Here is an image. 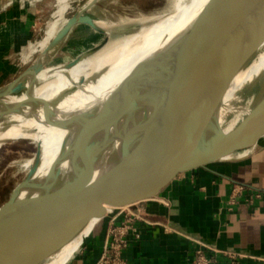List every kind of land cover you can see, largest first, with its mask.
<instances>
[{"label":"water","instance_id":"1","mask_svg":"<svg viewBox=\"0 0 264 264\" xmlns=\"http://www.w3.org/2000/svg\"><path fill=\"white\" fill-rule=\"evenodd\" d=\"M97 1L72 15L36 60L0 88V107L6 106L2 100L8 95L31 84L33 75L45 68L74 26L84 25L106 35L86 13ZM250 11L264 12V0H204L167 48L138 63L100 105L88 111L56 118L53 107L73 89L52 104L26 103L42 106L48 126L68 135L35 203L30 207L19 197L35 184L39 147L29 171L0 207V264H48L90 222L102 221L106 208L153 200L190 173L249 155L264 139V89H257L246 115L225 131L214 119L237 71L223 75L196 95V82L190 80L210 62L212 54L197 58L191 66L186 59L182 63L180 56L192 47V52L200 54L211 39L223 33L221 44L230 43L216 55L231 51L253 57L256 49L243 43L241 33L234 29ZM106 43L105 36L63 69L69 70ZM179 60L181 66L175 71ZM212 93L214 102L199 113ZM15 110L1 109L0 120Z\"/></svg>","mask_w":264,"mask_h":264},{"label":"crops","instance_id":"2","mask_svg":"<svg viewBox=\"0 0 264 264\" xmlns=\"http://www.w3.org/2000/svg\"><path fill=\"white\" fill-rule=\"evenodd\" d=\"M8 1L0 0V88L17 78L13 77L41 38L40 26L48 17L53 21L57 10L55 5L50 15L53 7L45 0L36 4L16 1L3 10ZM261 76L264 78V72ZM140 208L145 222L135 223L139 239L130 237L124 250L128 264H192L199 245L246 256L238 264H261L264 139L246 158L190 173ZM106 227L105 218L64 264H96Z\"/></svg>","mask_w":264,"mask_h":264},{"label":"bare ground","instance_id":"3","mask_svg":"<svg viewBox=\"0 0 264 264\" xmlns=\"http://www.w3.org/2000/svg\"><path fill=\"white\" fill-rule=\"evenodd\" d=\"M57 1H59V5L53 14L54 19L40 42L41 52L51 43L67 22L64 15L68 8V2L67 0H63V2L61 0ZM203 1L182 0V3L174 7L168 14H160V16L142 21L141 27L136 32L121 38H112L107 32L108 28L96 22V25L105 31L106 35L108 34L107 43L102 48L69 70H64L63 66L44 68L33 75L31 84H26L17 92L8 95L2 100V103L6 106H1L0 110L5 107L16 108V112L0 120V147L6 142L21 139L39 141L41 154L34 174L36 181L32 188L25 191L23 199L30 204V207L43 192L48 170L64 147L68 132L48 126L42 113V106L26 103L41 101L52 104L59 99L62 93L73 89L72 93L63 97L53 107L56 118L62 119L64 116L79 114L100 105L138 63L164 50L174 41L194 17ZM235 28L241 33L242 42L256 49L253 57H246L231 51L216 55L215 53L219 49H227V45L230 43V41H227L225 44H221L223 33L220 34V37L217 36L211 39L200 54L197 55L192 52L193 47L188 52L181 54V62L183 63V59H186L189 65L192 62L194 63L197 58L212 54L210 62L197 70L190 80L191 82H196L194 91L196 95L200 94L209 84L214 83L223 75L234 71H237L238 74L231 83L239 84L244 79L247 71L253 67L255 60L261 55L264 48V12L250 11L245 18L235 24ZM214 45L218 47L214 49V53H210ZM73 60L66 64L71 63ZM180 66L179 60L173 67L176 71ZM259 79L258 82L256 81L255 92L260 87L264 89V78L260 76ZM81 80H83V84L79 85ZM230 101L231 98L229 97L223 98L216 114L222 113L224 109L229 107ZM211 102H214L213 93L209 96L199 113L209 107ZM244 108V110L242 109L243 115L248 112L247 106ZM241 117L239 116L233 120L226 131H230L241 120ZM32 160L26 162L24 165L25 169H30ZM65 168L66 164H63L61 169L64 170ZM106 209L107 216L108 208ZM95 222H90L83 232L54 256L48 264H64L93 231L96 226Z\"/></svg>","mask_w":264,"mask_h":264},{"label":"rangeland","instance_id":"4","mask_svg":"<svg viewBox=\"0 0 264 264\" xmlns=\"http://www.w3.org/2000/svg\"><path fill=\"white\" fill-rule=\"evenodd\" d=\"M45 1L53 7L50 15L53 14L55 11L54 6H58L59 1ZM61 1L63 2V0ZM91 1L67 0L68 8L64 15L65 20L67 21ZM181 3L182 0H98L86 13L91 15L97 23L108 28L107 32L112 38H121L136 32L141 27L142 21L151 17L160 16V14H168L174 7ZM51 22L52 19L48 17L46 23L40 26L41 38L31 48V51L34 53L13 78L21 75L40 55V42L43 40L44 33L49 28ZM108 34L100 35L83 25L74 26L59 48L47 59L45 68L65 65L77 55H81L86 50L99 45ZM263 72L264 48L261 55L255 60L253 67L247 71L244 79L239 84L230 83L223 96V98H231L230 106L224 109L222 113L216 114L214 122L225 131L233 120L239 116L243 117L246 115H243L242 112L245 109L244 107L253 100L257 84L256 81L258 82L260 80L259 78ZM38 147L39 141L33 139L9 141L0 147V207L8 200L13 189L22 181L26 172L29 171V169L24 168V165L34 157L36 148ZM24 196L25 191L21 193L19 200H23Z\"/></svg>","mask_w":264,"mask_h":264},{"label":"built area","instance_id":"5","mask_svg":"<svg viewBox=\"0 0 264 264\" xmlns=\"http://www.w3.org/2000/svg\"><path fill=\"white\" fill-rule=\"evenodd\" d=\"M36 4L38 0H10L2 8L5 10L13 3ZM143 203V202H142ZM141 203L122 208H108L107 227L100 257L96 264H128L124 259V250L128 247L130 237L139 239L136 222H145ZM246 256L234 251L219 250L206 245H199L194 251L192 264H238ZM223 261V262H222ZM258 261L264 264V259Z\"/></svg>","mask_w":264,"mask_h":264}]
</instances>
